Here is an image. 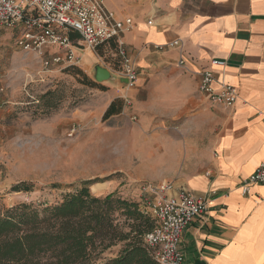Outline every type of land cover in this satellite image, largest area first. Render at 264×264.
Returning a JSON list of instances; mask_svg holds the SVG:
<instances>
[{
    "label": "crops",
    "instance_id": "obj_1",
    "mask_svg": "<svg viewBox=\"0 0 264 264\" xmlns=\"http://www.w3.org/2000/svg\"><path fill=\"white\" fill-rule=\"evenodd\" d=\"M129 1L105 4L119 19L134 21L123 41L138 80L132 88L99 83L107 108L119 100L118 115L149 128L141 151L150 174L160 176L156 184L209 196L206 213L184 232L185 264H264V185H253L247 196L241 190L264 161V0H144V8ZM175 40L181 44L170 45ZM95 55L101 58L84 51L82 60L90 65ZM204 69L237 88L233 106L211 103L200 92Z\"/></svg>",
    "mask_w": 264,
    "mask_h": 264
},
{
    "label": "rangeland",
    "instance_id": "obj_2",
    "mask_svg": "<svg viewBox=\"0 0 264 264\" xmlns=\"http://www.w3.org/2000/svg\"><path fill=\"white\" fill-rule=\"evenodd\" d=\"M99 55L96 62L113 67L111 52ZM41 60L0 27V210L23 202L54 205L81 181H90L96 196L141 202L142 185L161 180L141 151L149 128L127 115L104 118L109 97L92 76L96 62L45 68Z\"/></svg>",
    "mask_w": 264,
    "mask_h": 264
},
{
    "label": "built area",
    "instance_id": "obj_3",
    "mask_svg": "<svg viewBox=\"0 0 264 264\" xmlns=\"http://www.w3.org/2000/svg\"><path fill=\"white\" fill-rule=\"evenodd\" d=\"M0 27L12 30L16 45L41 57L45 68L78 66L82 52L96 53L99 46L115 39L121 61L116 74L128 79L127 88L136 85L138 71L123 41V34L134 27V21L130 17L119 19L104 0H0ZM72 33L77 37L72 38ZM180 44V40L170 43ZM51 48L56 50L50 52ZM211 63L221 67L226 64L220 59ZM180 64H185L184 59ZM199 89L208 101L226 107L233 106L239 97L234 85L222 77L218 79L209 69L200 72ZM256 184L264 185V161L242 182V194L247 196ZM141 202L155 221L145 244L157 264H185L184 232L206 213L209 196L196 195L186 188L175 189L172 183H144Z\"/></svg>",
    "mask_w": 264,
    "mask_h": 264
},
{
    "label": "trees",
    "instance_id": "obj_4",
    "mask_svg": "<svg viewBox=\"0 0 264 264\" xmlns=\"http://www.w3.org/2000/svg\"><path fill=\"white\" fill-rule=\"evenodd\" d=\"M108 51L119 70L115 39L97 49L101 55ZM117 105L113 101L104 118L120 112ZM90 184L81 181L54 205L23 202L0 210V264H157L145 244L155 221L142 202L115 193L96 196Z\"/></svg>",
    "mask_w": 264,
    "mask_h": 264
},
{
    "label": "water",
    "instance_id": "obj_5",
    "mask_svg": "<svg viewBox=\"0 0 264 264\" xmlns=\"http://www.w3.org/2000/svg\"><path fill=\"white\" fill-rule=\"evenodd\" d=\"M92 76L97 82L113 81L121 83L125 87L128 85V79L126 77L116 75L111 69L102 63H98L94 66Z\"/></svg>",
    "mask_w": 264,
    "mask_h": 264
}]
</instances>
